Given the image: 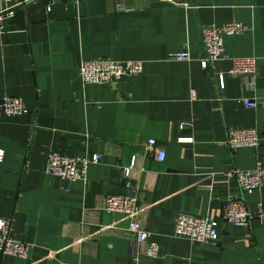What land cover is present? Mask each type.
<instances>
[{
    "label": "crops",
    "instance_id": "0c3cea01",
    "mask_svg": "<svg viewBox=\"0 0 264 264\" xmlns=\"http://www.w3.org/2000/svg\"><path fill=\"white\" fill-rule=\"evenodd\" d=\"M20 1H0V9ZM173 2L43 0L16 7L6 20L0 99L19 98L26 113L0 111V218L30 249L25 259L0 255V264H264V225L257 221L242 228L218 223L206 245L173 237L179 214L217 220L227 200L250 211L264 202V189L245 195L223 175L264 164V139L257 148L224 144L230 130L264 136V0ZM232 20L246 32L224 37L223 51L255 59L248 88L226 74L230 62L200 68L197 61L201 28ZM184 50L190 61L167 59ZM99 58L140 61L142 71L116 84L82 85L79 62ZM147 139L163 151L161 162L145 150ZM49 152L100 160L87 166L84 182L61 181L43 172ZM131 162L136 222L158 245L156 258L144 255L125 217L103 211L106 196L128 192L122 169Z\"/></svg>",
    "mask_w": 264,
    "mask_h": 264
},
{
    "label": "built area",
    "instance_id": "2783aa9c",
    "mask_svg": "<svg viewBox=\"0 0 264 264\" xmlns=\"http://www.w3.org/2000/svg\"><path fill=\"white\" fill-rule=\"evenodd\" d=\"M9 2V0H0ZM43 0H21L18 4H11L0 9V37L6 33L5 22L11 18L14 9L18 6ZM173 4L174 0H161ZM186 6V4H181ZM49 7L46 6V10ZM246 32V27L237 21H228L220 25L209 24L201 28V43L203 56L198 59L200 68H205L210 63L228 61L230 67L226 71L227 75L241 77L245 87H249L256 74V61L253 57L232 58L223 51L222 40L224 37L240 36ZM167 59L178 62H188L191 60L187 51L173 52L167 55ZM142 71L140 61H111L108 59L82 60L77 67V74L82 85L93 84H116L122 78L131 75H138ZM215 84L218 90L223 87V76L221 73L215 74ZM191 96L193 94H190ZM239 102L245 108H255V102L240 98ZM0 111L5 116H15L25 114L26 110L19 98L2 96L0 99ZM182 124L178 125L181 128ZM264 136H259L254 129L230 130L226 134L225 146L230 150L238 148H257ZM180 144H188L191 138H178ZM145 150L153 154L157 162L163 159V151L158 149L153 139L145 141ZM2 151L0 150V162ZM98 154H86L82 157H63L54 152L46 155L44 174L54 176L61 181H85L86 168L89 165L99 163ZM132 167V162L122 169V179L124 188L128 191L122 196H106L103 211L108 215H122L127 219L126 231L129 232L137 245H144V255L148 258H156L158 245L156 242L148 240V234L144 232L136 222L138 214V200L136 193L131 190L127 181L128 171ZM227 178H232L240 192L250 195L253 192L264 189V164H257L250 170L230 169L223 172ZM252 221H257L264 225V202L258 201L254 210H248L239 199H230L222 204L217 220L208 217H195L179 214L176 216L173 225V237L186 239L189 242L206 245L211 243L216 235L218 223L228 224L236 228H242ZM10 220L0 218V255L10 256L18 259H25L30 245L14 240L9 235Z\"/></svg>",
    "mask_w": 264,
    "mask_h": 264
}]
</instances>
